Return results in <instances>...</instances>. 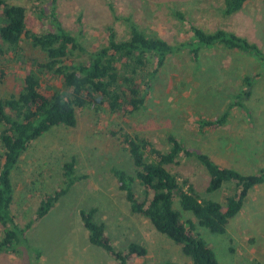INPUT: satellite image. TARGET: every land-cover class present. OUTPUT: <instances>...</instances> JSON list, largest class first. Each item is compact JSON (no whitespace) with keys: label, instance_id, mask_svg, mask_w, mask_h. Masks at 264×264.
<instances>
[{"label":"rangeland","instance_id":"rangeland-1","mask_svg":"<svg viewBox=\"0 0 264 264\" xmlns=\"http://www.w3.org/2000/svg\"><path fill=\"white\" fill-rule=\"evenodd\" d=\"M223 0H9L25 8L26 29L42 33L53 29L55 16L88 51L107 45V28L116 39L128 38L130 20L147 35L169 44L190 39L188 22L206 31L225 29L255 43L264 53V0H254L239 12L223 17ZM184 14L179 21L174 12ZM43 61L44 54L25 40L18 56H0V98L17 93L30 61ZM75 60L87 61L82 54ZM154 66V65H153ZM153 67L150 65L149 71ZM262 67L248 55L222 48L203 49L197 62L186 51L175 54L150 81L143 107L133 113L112 115L84 108L76 112L74 127H53L33 141L10 173L13 186L11 212L20 227L31 221L44 194L62 186L63 166L75 161L77 181L55 206L26 231V246L16 254H0V264H116L107 253L91 245L82 225L80 211L96 210L94 220L104 225L112 245L124 250L128 244L144 246L147 264H192L180 248L155 231L148 219L131 212L119 190L113 169L134 175L124 135H139L166 150L173 135L186 149L208 155L216 164L241 174L264 168V75L258 78L245 107L253 117L249 123L240 108L232 111L226 124L200 130L198 121L219 116L240 91L244 75ZM145 82L148 78L145 77ZM49 86L61 88L59 80ZM1 130V126H0ZM180 181L189 182L204 199L223 204L233 193L227 183L207 193L209 177L193 157L181 156L172 168ZM137 196L141 190L136 186ZM175 208L180 210L177 202ZM182 220L195 224L200 238L212 249L218 264H264V184L251 190L240 212L223 234L200 227L191 213ZM0 226V234H1ZM40 254V257L35 255Z\"/></svg>","mask_w":264,"mask_h":264},{"label":"trees","instance_id":"trees-1","mask_svg":"<svg viewBox=\"0 0 264 264\" xmlns=\"http://www.w3.org/2000/svg\"><path fill=\"white\" fill-rule=\"evenodd\" d=\"M0 0V56H18L21 43L27 40L31 47L41 51L45 59L30 61L29 69L21 79L17 93L0 98V254H16L25 247L26 231L33 222L43 218L77 181L75 161L63 166V183L52 194H44L30 222L20 227L11 212L13 186L10 173L30 144L60 125L74 127L76 112L84 108L108 113L133 114L139 111L151 87L150 81L165 66L169 57L186 51L197 62L203 49L222 48L253 57L262 67L260 72L244 75L240 91L233 95L222 113L214 118L198 121L200 130L215 129L226 124L232 111L240 108L249 123L251 112L245 102L252 95L259 77L264 75V53L255 44L225 29L206 31L188 22L191 37L180 44L149 36L137 24L128 20V38L116 39L111 27L107 28V45L88 52L51 13L52 30L40 34L26 29L25 8ZM32 1V0H28ZM56 0H51L55 4ZM254 0H223L219 12L229 17ZM174 16L186 23L184 14ZM87 54L88 60H75ZM150 65L153 67L149 71ZM154 65V66H153ZM145 77L148 80L145 82ZM59 80L61 88L49 86L48 81ZM168 148L159 150L152 142L139 135H124V143L131 158L134 175L113 169L118 188L125 195L132 213L148 219L156 232L166 236L180 248L192 264H218L212 249L196 232L195 224L182 220L189 212L200 227L213 234H223L230 221L240 212L243 204L257 186L264 184V168L255 174L240 172L216 164L208 155L188 150L173 135L166 138ZM181 156L193 157L208 174L207 193L218 191L224 184H233V193L220 202L201 198L186 180L180 181L172 168ZM136 186L141 190L138 197ZM177 202L180 210L175 208ZM96 210L80 211L82 225L91 245L107 253L116 264H147V250L130 243L124 250L116 249L105 234L103 224L94 220ZM40 257V254L35 255ZM165 264H177L167 262Z\"/></svg>","mask_w":264,"mask_h":264}]
</instances>
